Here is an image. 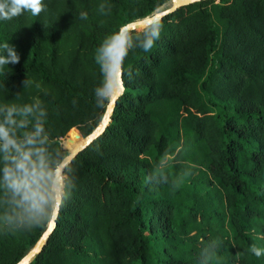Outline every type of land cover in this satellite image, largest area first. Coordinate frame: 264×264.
<instances>
[{
	"label": "trees",
	"instance_id": "16d2710c",
	"mask_svg": "<svg viewBox=\"0 0 264 264\" xmlns=\"http://www.w3.org/2000/svg\"><path fill=\"white\" fill-rule=\"evenodd\" d=\"M167 1L43 0L38 16L0 19V45L20 56L0 69V105L41 101L51 148L65 155L104 111L97 49ZM160 22L153 48L124 59V93L71 160L75 188L28 264H200L212 241L210 264H264L250 251L264 249V0H200ZM166 156L169 182L147 183ZM47 220L0 225V264L19 260Z\"/></svg>",
	"mask_w": 264,
	"mask_h": 264
},
{
	"label": "clouds",
	"instance_id": "9594fccd",
	"mask_svg": "<svg viewBox=\"0 0 264 264\" xmlns=\"http://www.w3.org/2000/svg\"><path fill=\"white\" fill-rule=\"evenodd\" d=\"M106 7L110 11V5H101V10ZM45 8L43 0H0V19L11 20L24 12L38 16ZM80 15L81 19H87L86 13ZM161 29L157 17L135 37L122 26L105 38L95 57L105 77L95 89L98 107L114 103L118 95H123L122 67L129 50L139 47L149 52L159 39ZM19 61L14 45L9 42L0 45V69ZM128 76L132 78L131 69ZM22 83L24 88L30 81L25 79ZM45 117L46 111L39 100L23 105H0V209L3 210L0 225L8 230H27L42 224L54 212L58 214L75 188L71 160L51 148ZM173 158L166 156L160 168L147 177V183H168L169 177L163 169L167 160ZM172 187H178L177 180L172 181ZM219 246L218 241L208 243L201 250L200 264H210L216 259ZM250 251L256 257L264 254V249L255 245Z\"/></svg>",
	"mask_w": 264,
	"mask_h": 264
},
{
	"label": "water",
	"instance_id": "95a60500",
	"mask_svg": "<svg viewBox=\"0 0 264 264\" xmlns=\"http://www.w3.org/2000/svg\"><path fill=\"white\" fill-rule=\"evenodd\" d=\"M200 0H169L166 2L164 6L161 8L158 7L155 11H153L151 14L138 18L135 20H132L130 22L125 23L122 26H126L130 31L140 29L143 27H146L153 19L159 17V19L165 17L166 15L172 13L177 8L196 2ZM120 26V28L122 27ZM117 31V32H118ZM119 79V77H118ZM119 97V95H118ZM116 100L114 103H106L104 107V111L102 113V116L98 122V124L95 126V128L87 134L85 137H83L79 143L74 145L70 150L67 151V153L64 155L70 160H72L80 151H82L85 147H87L94 139H96L102 132L104 131L107 123L110 120V116L113 112ZM57 213H53L47 220L44 229L36 239V241L33 243V245L25 252V254L17 260L14 264H28L33 257L38 254L43 245L46 243L47 238L52 233L54 227H55V221H56Z\"/></svg>",
	"mask_w": 264,
	"mask_h": 264
},
{
	"label": "rangeland",
	"instance_id": "374dc122",
	"mask_svg": "<svg viewBox=\"0 0 264 264\" xmlns=\"http://www.w3.org/2000/svg\"><path fill=\"white\" fill-rule=\"evenodd\" d=\"M169 1V0H168ZM166 4V3H165ZM165 4H163L162 6H164ZM162 6H160L159 8H161ZM158 9V8H157Z\"/></svg>",
	"mask_w": 264,
	"mask_h": 264
}]
</instances>
